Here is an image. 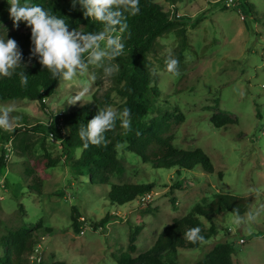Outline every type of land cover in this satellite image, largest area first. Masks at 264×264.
I'll list each match as a JSON object with an SVG mask.
<instances>
[{"label":"rangeland","instance_id":"1","mask_svg":"<svg viewBox=\"0 0 264 264\" xmlns=\"http://www.w3.org/2000/svg\"><path fill=\"white\" fill-rule=\"evenodd\" d=\"M157 1L165 11L179 15L177 20L186 26L190 49L179 63V75L173 76L166 71L165 60L170 54L176 58L178 39L170 32L156 40L148 60L157 77L159 97L148 120L179 111L184 118L173 130V145L186 151L201 149L214 172L205 174L195 168L178 176L175 168L153 169L124 145L117 149L123 172L113 175L108 184L91 182L86 170L81 169L79 175L72 169L61 148V138L51 140L47 135L48 113H67L91 103L93 98L102 100L106 96L108 106L120 112L123 99L114 91L119 71L106 77L102 67L89 65L84 76L60 81L46 108L27 99L0 101V106L15 105L13 116L19 119L13 130L22 127L23 117L31 127H46L44 133L31 132V139L44 140L50 156H62L56 167L41 172L38 163L42 151L38 145L31 157L18 158L13 152L7 158L3 156L5 166L0 169V239L23 225L31 226L40 246L39 264H115L114 259L126 250L130 229L141 225L133 255L138 256L152 248L164 227L187 215L195 205L208 204L218 194L244 198V215L260 210L257 221L237 226L235 215L217 214L213 220L216 235L197 249H179L176 263L196 264L216 244L227 242L234 246V262L264 264V0H180L176 12L169 3ZM246 2L254 12L240 7ZM20 3L25 4L22 0ZM9 8L7 0H0V39L17 40L30 28L24 22L14 27ZM86 84L89 92L81 103L69 104ZM217 114L227 115L232 124L215 128L210 119ZM13 130L0 129V156L11 141L4 142L2 135ZM80 154L81 149L70 152L71 161ZM26 168L42 176L40 195L28 189ZM120 184H153L151 199L144 205L139 198L120 207L112 205L108 199L110 185ZM176 184L181 187L172 190ZM19 205L24 212L18 213ZM72 207L82 215L79 234L71 227ZM148 207L155 216L139 217L140 210ZM106 216L112 219L99 225ZM47 228L52 231L47 233Z\"/></svg>","mask_w":264,"mask_h":264},{"label":"trees","instance_id":"2","mask_svg":"<svg viewBox=\"0 0 264 264\" xmlns=\"http://www.w3.org/2000/svg\"><path fill=\"white\" fill-rule=\"evenodd\" d=\"M22 1L30 5H40L50 14L64 19L70 30L75 28L83 33L103 30L101 23L92 18L86 19L83 16L79 4L73 8L72 0L61 2L58 0ZM162 1L172 5L176 12L180 0ZM240 7L247 8L251 13L254 12L253 6L248 2ZM177 15L172 11H165L157 0H140L139 14L128 16V28L122 34L116 33V35L121 36L124 52L113 60L120 68L117 80L118 87L114 91L123 99L119 111L124 108L130 109L131 131L121 127L118 119L115 129L105 133L108 141L106 147L89 145L88 148H84L78 130L82 125L86 126L99 109L108 107L109 96L102 100L93 98L91 103L65 112L66 135L62 138L61 148L65 152V158L70 162L72 169L76 170L79 175H82L81 169L86 170L91 182L108 184L113 175L122 174L123 168L117 158V149L122 145L143 163L150 164L153 169L175 168L178 176L181 172H191L195 168H199L205 174L214 172L210 159L201 149L186 151L177 149L173 145V130L183 122L184 118L179 111L165 113L148 120L153 105L159 97L156 85L157 77L150 70L151 64L148 60L149 54L156 45V40L167 33L174 32L178 39L176 59L179 60V63L184 61V52L190 49L186 26L177 20L179 18ZM16 39L22 53L23 65L17 68L11 77L0 76V101L27 99L37 101L41 107L46 108L43 100L54 95L60 80L53 79L51 73L39 64L37 57H31L33 47L31 29L28 33L17 36ZM22 71L26 72L28 76L26 86H22L20 82L19 73ZM23 121L22 127H17L10 133H3L2 140L6 142L11 138L12 152L18 158L31 157L35 148L40 145L39 148L42 151V160L38 163L40 171L56 167L62 156H50L43 145L44 140H34L30 137L31 132L42 131L44 133L47 128L42 125L31 127L25 117H23ZM232 122L227 115L222 114L214 115L210 119V123L217 129L225 128ZM56 135L60 137L59 134L56 133ZM77 149H81V154L77 160L71 161L70 152ZM3 156L4 154L0 156V169L5 166ZM24 173L28 181V189L40 195L43 187L42 176L38 175L37 170L33 168H26ZM219 177L221 178V175ZM180 187V184H176L172 190ZM152 191L153 184L110 185L108 199L112 205L120 207ZM170 202L174 206V197L171 198ZM246 210L247 203L244 198L218 194L208 204L204 206L195 205L187 215L164 227L158 233L152 248L134 257L135 244L142 229L141 225H137L130 229L126 250L114 259L115 264H177L175 259L179 249H197L216 235L217 231L213 220L217 214L228 212L236 215L238 211L239 215L243 216ZM22 212L24 209L22 205H19L18 213ZM148 214L155 216V212L148 207L140 210L139 217ZM81 218L82 215L78 210L72 207L70 221L75 234L82 231ZM111 219V217L106 216L99 225H104ZM202 219L209 224L208 228H205ZM196 227L201 229V235L205 238L203 243L193 244L184 238L186 231ZM45 231L50 233L52 229L47 228ZM36 245L31 226L23 225L16 231L7 232L0 239V247L2 248L0 264H31L29 256ZM233 256V244L218 243L196 264H239L233 261Z\"/></svg>","mask_w":264,"mask_h":264},{"label":"clouds","instance_id":"3","mask_svg":"<svg viewBox=\"0 0 264 264\" xmlns=\"http://www.w3.org/2000/svg\"><path fill=\"white\" fill-rule=\"evenodd\" d=\"M7 2L14 27L18 28L20 22H24L31 29V57H37L39 64L51 73L53 79L64 82L84 76L89 65L102 67L106 77L118 72L119 66L111 61L123 54L124 44L116 33L125 32L128 28L127 17L140 12V0H72V7L79 4L86 19L92 18L103 25V30L99 32L83 33L75 28L70 30L64 19L50 14L40 5L21 4L20 0ZM105 61L108 63L105 64ZM21 65L22 53L17 41L0 39V76L11 77ZM165 65L168 73L179 75V60L171 54L165 60ZM19 75L21 85L26 86V72L22 71ZM88 92L89 85L86 84L70 98L69 104L81 103ZM15 111V105L0 106V129L13 130L19 119L13 116ZM118 119L121 127L131 131L130 109L124 108L120 112L111 106L99 109L87 125H82L78 130L83 147H106L108 141L105 133L115 129ZM259 215L260 210L249 211L244 216L237 211L234 223L237 226L255 223ZM184 238L193 244L203 243L205 239L198 227L186 231Z\"/></svg>","mask_w":264,"mask_h":264},{"label":"built area","instance_id":"4","mask_svg":"<svg viewBox=\"0 0 264 264\" xmlns=\"http://www.w3.org/2000/svg\"><path fill=\"white\" fill-rule=\"evenodd\" d=\"M178 16V15H177ZM47 100L44 99L43 100V104L46 105ZM48 113V112H47ZM65 112L64 111H56L54 113H48V117L46 120V127L48 128L49 132H48V137L52 140L55 139V137L57 136V134L60 135L61 140L63 137H65L66 135V128L64 125V116H65ZM4 150V157H9L12 155V140L9 141L5 146ZM151 193L146 194L142 197H139V203L141 204H145L146 201L151 199ZM40 246L36 245L32 251V254H30L29 256V262L31 264H39L40 263Z\"/></svg>","mask_w":264,"mask_h":264}]
</instances>
